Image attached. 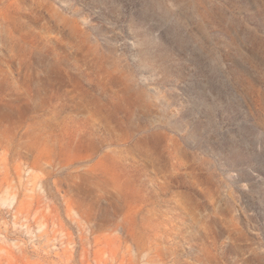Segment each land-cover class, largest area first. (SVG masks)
Wrapping results in <instances>:
<instances>
[{
    "label": "rangeland",
    "instance_id": "obj_1",
    "mask_svg": "<svg viewBox=\"0 0 264 264\" xmlns=\"http://www.w3.org/2000/svg\"><path fill=\"white\" fill-rule=\"evenodd\" d=\"M0 264H264V0H0Z\"/></svg>",
    "mask_w": 264,
    "mask_h": 264
}]
</instances>
